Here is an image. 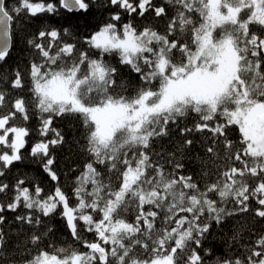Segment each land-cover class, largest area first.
<instances>
[{
	"label": "snow or ice",
	"instance_id": "1",
	"mask_svg": "<svg viewBox=\"0 0 264 264\" xmlns=\"http://www.w3.org/2000/svg\"><path fill=\"white\" fill-rule=\"evenodd\" d=\"M95 2L0 0V194L13 193L0 200V264H264V0H105L92 33L28 31ZM17 42L26 62L9 71ZM32 115L29 154L57 182L45 195L5 180L31 134L14 120ZM64 119L78 139L55 126ZM162 139L171 151L156 150ZM70 143L84 159L69 194L53 166ZM245 216L262 227L223 255L206 246Z\"/></svg>",
	"mask_w": 264,
	"mask_h": 264
},
{
	"label": "trees",
	"instance_id": "2",
	"mask_svg": "<svg viewBox=\"0 0 264 264\" xmlns=\"http://www.w3.org/2000/svg\"><path fill=\"white\" fill-rule=\"evenodd\" d=\"M104 2L105 0H96L95 5L91 7L87 13L74 12L69 14L65 11H61L58 16H49L48 14L40 15L36 17L31 24L28 25V31L36 32L38 29H40L42 24H52L56 27L70 26L69 30L72 31L77 37L87 35L89 33H92L103 23L106 17V13L110 11V9L102 8ZM135 22L137 24H140L147 21H141L137 19ZM11 27L13 30V39L15 40V29H18L20 25L14 23ZM21 35H23V33H21ZM26 56L27 52L22 46V42L14 43L10 58L5 67L10 71L13 66L25 63ZM121 71L123 72L126 81H131L133 83L137 82V78L134 74H129L126 69H122ZM19 95L24 96L25 99H27L26 91L20 92ZM192 118L193 117L190 116L188 118L189 121ZM54 124L56 127L63 130L68 141L71 142L80 137L77 121L64 119L57 120L54 122ZM37 125L38 119L35 115H32L31 119L27 121L20 118H16L14 120V126H24L31 130V134L26 138V147L22 150V153L25 157L24 161L14 163L12 168L7 172L5 180L11 186L17 177H26V184L29 185L30 190L32 184H35L42 189L40 195H45L53 191L54 185H56L57 182L51 181L49 176L42 170V165L38 162L37 158L32 157L29 154L31 147H33L34 144L40 139V137L35 132ZM163 149H167L168 151L172 150V145L170 144V141L168 139H162L159 143L156 144V150L160 151ZM54 155L56 158V164L53 167L60 177L59 184L65 191L69 192L70 194L74 181L78 179L77 173L82 166L84 158L80 154V151L77 150L76 146L71 143L66 147L55 149ZM160 162L162 163V160ZM185 171H190L193 174H196L198 173L199 169L196 165L189 164ZM12 195V191L9 190L5 194H0V200L7 201V199L12 197ZM70 203H72V201H70ZM5 215L11 217L13 214L5 213ZM50 223L54 228L58 229L57 235L59 236V238L65 239L66 237L62 235L63 221L60 219H55L50 221ZM241 225H243V227H241ZM251 225H255L253 231L259 230L262 227L259 223L251 221L247 216H245L243 220L239 218L233 220L230 218L225 222L224 225L216 228L215 231L211 233L206 246L211 245L215 249L216 254L223 255V253L227 250V246L232 243L231 238L234 234H237L238 237L247 239V230ZM12 234L13 237L18 235L15 230H13ZM87 238L91 239L92 237L89 235ZM17 246L19 247L20 245L18 244ZM13 256L19 259L18 253H13Z\"/></svg>",
	"mask_w": 264,
	"mask_h": 264
}]
</instances>
